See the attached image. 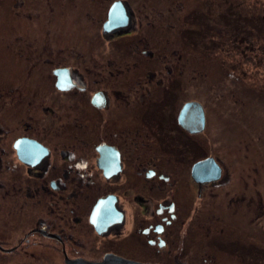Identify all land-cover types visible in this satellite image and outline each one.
Listing matches in <instances>:
<instances>
[{
  "label": "flooded vegetation",
  "instance_id": "af4514ba",
  "mask_svg": "<svg viewBox=\"0 0 264 264\" xmlns=\"http://www.w3.org/2000/svg\"><path fill=\"white\" fill-rule=\"evenodd\" d=\"M7 2L0 264H264V151L212 143L193 49L131 0Z\"/></svg>",
  "mask_w": 264,
  "mask_h": 264
},
{
  "label": "rangeland",
  "instance_id": "374dc122",
  "mask_svg": "<svg viewBox=\"0 0 264 264\" xmlns=\"http://www.w3.org/2000/svg\"><path fill=\"white\" fill-rule=\"evenodd\" d=\"M7 1L0 0V9L11 11ZM131 1L141 10L143 29L176 35L182 49H193L197 68L209 71L212 143L224 141L234 155L245 145L264 151V0ZM14 21L0 13V35H13Z\"/></svg>",
  "mask_w": 264,
  "mask_h": 264
},
{
  "label": "water",
  "instance_id": "95a60500",
  "mask_svg": "<svg viewBox=\"0 0 264 264\" xmlns=\"http://www.w3.org/2000/svg\"><path fill=\"white\" fill-rule=\"evenodd\" d=\"M121 2H117L113 8L111 9L110 13H109V19L107 21V24L105 25L104 30L109 31L112 27V29L117 28L119 25V15H118V10L120 8V4ZM116 23V24H115ZM126 24V23H124ZM107 264H133V263H112V262H108Z\"/></svg>",
  "mask_w": 264,
  "mask_h": 264
}]
</instances>
